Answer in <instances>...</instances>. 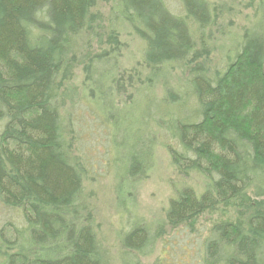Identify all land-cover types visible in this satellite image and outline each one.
<instances>
[{
  "label": "trees",
  "instance_id": "trees-1",
  "mask_svg": "<svg viewBox=\"0 0 264 264\" xmlns=\"http://www.w3.org/2000/svg\"><path fill=\"white\" fill-rule=\"evenodd\" d=\"M178 1L182 15L165 0H0V202L18 214L0 231V264H107L85 194L86 161L74 157V125L62 115L78 99V71L83 98L109 125L113 147L120 138L125 149L115 154L120 184L147 178L165 137L176 172L206 181L201 195L177 192L167 226L193 230L210 214L201 264H264V0L256 27L213 75L206 60L223 6ZM102 2L113 4L107 19ZM128 40L141 46L131 72L121 70ZM175 70L185 84H166L157 99L155 80ZM158 236L133 228L123 245L144 254Z\"/></svg>",
  "mask_w": 264,
  "mask_h": 264
},
{
  "label": "rangeland",
  "instance_id": "rangeland-1",
  "mask_svg": "<svg viewBox=\"0 0 264 264\" xmlns=\"http://www.w3.org/2000/svg\"><path fill=\"white\" fill-rule=\"evenodd\" d=\"M169 10L175 15H182L178 0H165ZM222 5V17L219 25L211 32V55L206 60V67L213 75L230 54L236 39L247 29L255 28L258 23L257 8L261 0H216ZM112 3H100L99 11L107 19L112 10ZM195 32V29H193ZM199 39V35L194 33ZM129 46L121 59V70L131 72L140 63L141 46L136 40H128ZM139 75L147 77L140 67ZM133 72V71H132ZM73 84L78 89V99L73 105H66L62 110L64 124L75 129L74 157L86 161L87 175L84 181L85 194L90 196L91 214L98 240L102 245L107 264H201L203 244L208 237L211 215L205 214L194 224V229L182 226L171 229L166 224L169 203L177 192L184 188L201 195L206 188V181L198 175L183 177L172 167L165 137H158L159 145L155 148V165L147 178L133 184L125 180L119 182L120 164L115 163V154H123L116 139V146L110 140L109 125L98 118L96 110L92 112L82 93L83 76L76 73ZM185 72L177 71L155 80L154 93L157 99L164 96L165 85L178 87L185 83ZM190 105L195 101L190 99ZM142 113V108L140 109ZM0 121V136L5 127ZM146 127L137 126L138 135H145ZM1 143V137H0ZM114 150H117L115 152ZM134 148L130 150L133 152ZM134 151L133 153H135ZM18 214L8 210L0 202V231L7 230V225L17 224ZM137 227H149L159 231V236L144 254L128 253L124 248L125 236ZM7 233V231H5Z\"/></svg>",
  "mask_w": 264,
  "mask_h": 264
}]
</instances>
